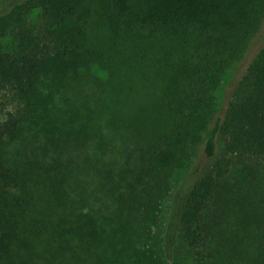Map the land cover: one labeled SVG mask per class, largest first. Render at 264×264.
I'll list each match as a JSON object with an SVG mask.
<instances>
[{
  "label": "trees",
  "instance_id": "obj_1",
  "mask_svg": "<svg viewBox=\"0 0 264 264\" xmlns=\"http://www.w3.org/2000/svg\"><path fill=\"white\" fill-rule=\"evenodd\" d=\"M263 17L264 0H20L0 14V87L24 105L0 118V264H264V196L226 180L234 158L264 160V44L221 116L214 95ZM94 63L105 75L88 93ZM217 141L173 221L174 172Z\"/></svg>",
  "mask_w": 264,
  "mask_h": 264
},
{
  "label": "rangeland",
  "instance_id": "obj_2",
  "mask_svg": "<svg viewBox=\"0 0 264 264\" xmlns=\"http://www.w3.org/2000/svg\"><path fill=\"white\" fill-rule=\"evenodd\" d=\"M20 0H0V14L7 12L14 4ZM31 22L36 24L39 22L37 14H33ZM104 32L102 30L91 31V39L95 45L102 49ZM9 39L5 38L4 42ZM264 44V17L259 22L257 30L249 39L246 48L243 52L231 63L224 72L220 85L215 90V116H221L232 99L233 89L235 84L246 72V69L257 53L259 48ZM105 75L104 69L97 64H92L89 69L84 71L78 81V85L82 86L88 93L94 92L96 89L95 81L98 77ZM72 92L70 88H63L55 93L53 98V108L55 111H60L66 101L70 100ZM23 102L9 88L0 87V118H4L7 112H15L23 110ZM21 139L27 137L30 130L29 127H24ZM30 134V132H29ZM29 137V136H28ZM27 139V138H25ZM23 139V140H25ZM220 155V143L217 141L214 155L207 157L203 151L201 143L190 146L187 157L181 167H179L172 176V193L169 204L171 205L170 212L173 221L176 220L179 214L180 204L183 196L199 176L201 172L207 169L212 162ZM226 180L230 186L236 183L246 190H251V202L260 199L264 196V160L261 158H234ZM249 200V199H248ZM172 220V219H171Z\"/></svg>",
  "mask_w": 264,
  "mask_h": 264
}]
</instances>
